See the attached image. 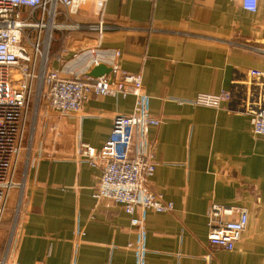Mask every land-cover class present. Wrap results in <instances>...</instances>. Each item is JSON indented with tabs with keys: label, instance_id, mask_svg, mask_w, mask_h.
I'll list each match as a JSON object with an SVG mask.
<instances>
[{
	"label": "crops",
	"instance_id": "1",
	"mask_svg": "<svg viewBox=\"0 0 264 264\" xmlns=\"http://www.w3.org/2000/svg\"><path fill=\"white\" fill-rule=\"evenodd\" d=\"M100 9L85 0L74 20L96 25ZM104 21L97 58L111 70L103 75L117 63L141 74L152 95L151 112L162 120L147 135L155 141L157 161L150 184L174 210L144 213L145 264H264V136L255 135L246 115L167 98L219 93L250 69L264 71V0L255 12L237 0H107ZM98 37L90 29L56 33L53 65L66 75L91 71V59L74 54ZM62 51L64 60L57 62ZM134 105L133 95L92 93L79 112L47 116L23 200L20 264H138L129 245L140 238L132 216L120 204L93 197L101 169L79 155L81 143L100 148L114 117ZM213 201L249 210L234 250L208 240Z\"/></svg>",
	"mask_w": 264,
	"mask_h": 264
},
{
	"label": "built area",
	"instance_id": "2",
	"mask_svg": "<svg viewBox=\"0 0 264 264\" xmlns=\"http://www.w3.org/2000/svg\"><path fill=\"white\" fill-rule=\"evenodd\" d=\"M85 0H0V229L4 221L10 196L19 188L16 181L17 165L31 117L35 121L41 114L79 112L92 93L101 96L133 95L135 105L131 112L117 114L109 137L100 148L88 143L80 144V158L101 169L98 185L93 191L97 200L108 199L120 204L130 214L131 224L140 238L130 243L138 264H145L147 248L144 213L147 210L167 212L174 203L151 187L157 161L155 141L147 138L150 127L162 120L151 112L152 95L142 75L125 71L120 63L111 74L89 77L84 74L63 75L53 65L52 44L54 33H72L82 29L97 30L95 45L74 54L89 57L98 65L103 34L104 5L107 0H93L100 6L99 25L83 24L74 15ZM154 1V0H152ZM246 10L255 12L263 0H237ZM89 51V52H88ZM83 52L87 54H83ZM116 54L119 56L120 52ZM60 52L56 61L64 60ZM180 105L224 108L229 114L251 118L253 132L264 136V71L250 69L246 78L234 79L231 89L219 93L199 92L192 98L168 96ZM25 197V186L20 187ZM137 211L141 214L136 216ZM24 217L23 207L17 209V224L0 264H20L16 256L18 227ZM208 240L212 246L234 250L249 223V210L244 206L211 202L208 213ZM83 236L84 231L78 230ZM34 264H43L37 261Z\"/></svg>",
	"mask_w": 264,
	"mask_h": 264
},
{
	"label": "rangeland",
	"instance_id": "3",
	"mask_svg": "<svg viewBox=\"0 0 264 264\" xmlns=\"http://www.w3.org/2000/svg\"><path fill=\"white\" fill-rule=\"evenodd\" d=\"M47 120L48 117L44 114L38 116L35 122L33 120V117H31L26 127L25 140L16 171V181L17 184H19L20 186L19 188L13 190V194H17L16 196H14V200H12L7 209L4 221L0 229V258L2 257L5 251L6 244L8 243L10 236L16 231L17 224L14 221V216L17 209L22 208L24 203V201L19 203L20 195L23 194V190H21L20 187L25 186L27 188L30 169H32L33 163L39 155L38 147L41 143V139L47 133L48 127L47 125H45ZM16 235L18 236V232L16 233Z\"/></svg>",
	"mask_w": 264,
	"mask_h": 264
},
{
	"label": "water",
	"instance_id": "4",
	"mask_svg": "<svg viewBox=\"0 0 264 264\" xmlns=\"http://www.w3.org/2000/svg\"><path fill=\"white\" fill-rule=\"evenodd\" d=\"M110 70L111 68L108 65H106L105 63H100L93 67L88 74L91 76H100L105 73H109Z\"/></svg>",
	"mask_w": 264,
	"mask_h": 264
},
{
	"label": "bare ground",
	"instance_id": "5",
	"mask_svg": "<svg viewBox=\"0 0 264 264\" xmlns=\"http://www.w3.org/2000/svg\"><path fill=\"white\" fill-rule=\"evenodd\" d=\"M81 9V7H79L78 8V10H77V12L75 13V14H73L74 15V17L79 13V10ZM99 23H100V21H99ZM99 23L98 24H96V25H99ZM56 35V32L54 33V36ZM86 49H84V51H85ZM85 52H87V51H85ZM90 72V70L89 71H87V72H85V73H83L85 76H89V77H94V78H96V77H100V76H91V75H89L88 73ZM62 73H63V70H62ZM63 75H66V74H64L63 73ZM73 75V74H72ZM68 76V75H67ZM70 76V75H69ZM34 122H35V118H34ZM33 122V123H34Z\"/></svg>",
	"mask_w": 264,
	"mask_h": 264
}]
</instances>
